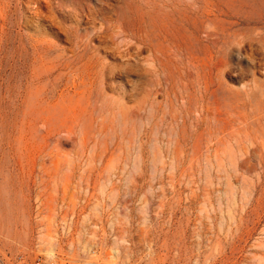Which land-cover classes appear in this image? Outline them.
I'll return each instance as SVG.
<instances>
[{"label": "rangeland", "instance_id": "obj_1", "mask_svg": "<svg viewBox=\"0 0 264 264\" xmlns=\"http://www.w3.org/2000/svg\"><path fill=\"white\" fill-rule=\"evenodd\" d=\"M37 259L264 264V0H0V262Z\"/></svg>", "mask_w": 264, "mask_h": 264}, {"label": "built area", "instance_id": "obj_2", "mask_svg": "<svg viewBox=\"0 0 264 264\" xmlns=\"http://www.w3.org/2000/svg\"><path fill=\"white\" fill-rule=\"evenodd\" d=\"M0 264H4V263L0 262ZM34 264H50V263H46L42 261L41 259H37Z\"/></svg>", "mask_w": 264, "mask_h": 264}, {"label": "bare ground", "instance_id": "obj_3", "mask_svg": "<svg viewBox=\"0 0 264 264\" xmlns=\"http://www.w3.org/2000/svg\"><path fill=\"white\" fill-rule=\"evenodd\" d=\"M3 2V1H2ZM5 2H6V0H5ZM5 8H6V6H5ZM4 9V8H3ZM3 12V11H2ZM22 49V48H21ZM20 50V49H19ZM19 54H20V52H19Z\"/></svg>", "mask_w": 264, "mask_h": 264}]
</instances>
